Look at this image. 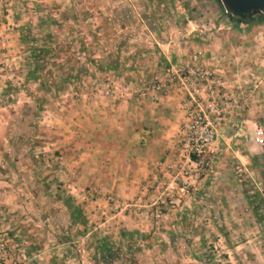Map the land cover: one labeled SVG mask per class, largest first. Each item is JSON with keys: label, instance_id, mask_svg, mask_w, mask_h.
Here are the masks:
<instances>
[{"label": "rangeland", "instance_id": "rangeland-1", "mask_svg": "<svg viewBox=\"0 0 264 264\" xmlns=\"http://www.w3.org/2000/svg\"><path fill=\"white\" fill-rule=\"evenodd\" d=\"M248 19L220 0H0V264H264V14ZM175 92L172 153L167 134L92 144L79 121ZM196 112L215 123L204 167ZM125 158L152 162L130 195L108 172Z\"/></svg>", "mask_w": 264, "mask_h": 264}, {"label": "crops", "instance_id": "crops-1", "mask_svg": "<svg viewBox=\"0 0 264 264\" xmlns=\"http://www.w3.org/2000/svg\"><path fill=\"white\" fill-rule=\"evenodd\" d=\"M163 53H165V51H163ZM168 54L169 51L165 53L166 58ZM179 98L180 95L176 92L173 93L172 96H169V109L165 106L167 104H164L165 102L158 96H155V99L151 97L150 99L139 102V105L133 100L134 106L132 107L126 105V101H121L122 103L120 102L113 106L109 104L107 108L104 107L103 110L92 109L88 110L86 114L81 111L82 117L79 116V121L84 124L82 127L85 128V131L92 136V144H98L100 140H109L112 134L111 131L113 130V132H118L121 135L123 134V141L119 146H121V148L123 147L124 150L128 151L133 148L136 150L148 151L153 148L162 149L165 147L166 144L164 145V143L167 142L162 138L169 135V143L167 144H169V153H172L175 141L174 137L177 135L178 131L177 118H173L176 113L174 106H177V100ZM178 116H180V114H178ZM83 121L85 123H83ZM131 134H133V137ZM158 134L160 137H158ZM99 136H101L100 140L98 138ZM155 142H158L156 145L157 147L155 146ZM98 146L101 147L100 145H96V149ZM103 149L106 151L107 145H105ZM151 164V158L135 160V162L125 158L124 161L118 165L120 169L113 171L110 168L111 170L108 171L110 174L109 177H118L120 180L119 186L120 188L123 187L121 188L123 192L127 193V195L134 194L139 188V185L141 186L143 180L148 176V172H151ZM89 165L91 167V172L95 174L94 172H96V169L94 168L98 163L96 161H90ZM114 165L116 166V163ZM221 170L222 169L215 171L217 174H221ZM205 181V177L200 179V182Z\"/></svg>", "mask_w": 264, "mask_h": 264}, {"label": "built area", "instance_id": "built-area-1", "mask_svg": "<svg viewBox=\"0 0 264 264\" xmlns=\"http://www.w3.org/2000/svg\"><path fill=\"white\" fill-rule=\"evenodd\" d=\"M193 74L196 78H205V73L199 69H195ZM159 86L157 85L156 88ZM188 124L185 129L186 139V151L187 160L190 161V165L195 167H204L208 165V159L205 155L209 144L214 137V125L215 123L209 120L208 116L204 112L191 113ZM254 140L256 143L264 146V131L261 128H257L254 133ZM193 156V158H191ZM191 169H184L183 173H190Z\"/></svg>", "mask_w": 264, "mask_h": 264}, {"label": "water", "instance_id": "water-1", "mask_svg": "<svg viewBox=\"0 0 264 264\" xmlns=\"http://www.w3.org/2000/svg\"><path fill=\"white\" fill-rule=\"evenodd\" d=\"M225 12L232 17L248 19L257 13L264 14V0H220Z\"/></svg>", "mask_w": 264, "mask_h": 264}, {"label": "trees", "instance_id": "trees-1", "mask_svg": "<svg viewBox=\"0 0 264 264\" xmlns=\"http://www.w3.org/2000/svg\"><path fill=\"white\" fill-rule=\"evenodd\" d=\"M228 16H231V15L228 14ZM232 18H235V17H232ZM235 19H237L240 22H248V20H250V19H240V18H235Z\"/></svg>", "mask_w": 264, "mask_h": 264}]
</instances>
